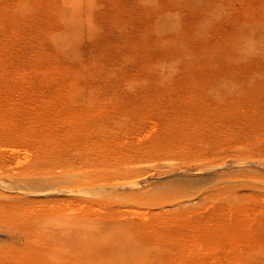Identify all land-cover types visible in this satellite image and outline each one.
<instances>
[{
    "label": "rangeland",
    "instance_id": "rangeland-1",
    "mask_svg": "<svg viewBox=\"0 0 264 264\" xmlns=\"http://www.w3.org/2000/svg\"><path fill=\"white\" fill-rule=\"evenodd\" d=\"M0 264H264V0H0Z\"/></svg>",
    "mask_w": 264,
    "mask_h": 264
},
{
    "label": "bare ground",
    "instance_id": "bare-ground-1",
    "mask_svg": "<svg viewBox=\"0 0 264 264\" xmlns=\"http://www.w3.org/2000/svg\"><path fill=\"white\" fill-rule=\"evenodd\" d=\"M37 2V1H36ZM71 4V3H70ZM263 55V54H262ZM82 62V61H81ZM42 65V64H41ZM63 65V64H62ZM81 66H83V65H81ZM89 67V66H88ZM95 67V66H94ZM81 68V67H80ZM49 69H51L50 67H49ZM54 69V68H53ZM61 69H63V68H61ZM65 69V68H64ZM68 69H69V67H68ZM39 70V69H38ZM59 70V69H58ZM86 70V69H85ZM48 71V70H47ZM54 71V70H53ZM60 71V70H59ZM69 71V70H68ZM80 71V70H79ZM88 71V70H87ZM62 72V71H61ZM70 72V71H69ZM68 72V73H69ZM90 72V71H89ZM79 73H81V72H79ZM88 73V72H87ZM45 75V74H44ZM60 75V74H59ZM76 76H77V74H75ZM83 76V75H82ZM21 77V76H20ZM46 77V76H45ZM53 77H55V76H53ZM92 77V76H91ZM60 78V77H59ZM83 78V77H82ZM78 79V78H77ZM72 80V79H71ZM81 80V79H80ZM83 80V79H82ZM52 81V80H51ZM77 81V80H76ZM84 81V80H83ZM65 82V81H64ZM73 82V81H72ZM79 82V81H78ZM69 84V83H68ZM82 85V84H81ZM63 86V85H62ZM78 86V85H77ZM77 86H75V87H77ZM79 86H80V83H79ZM53 87V86H52ZM68 87H70V88H66V87H64V89H66V90H64V91H61V90H58V91H56L57 93H65V95H68L69 97L70 96H78V89L77 88H75L74 87V84L73 85H71V86H68ZM44 88V87H43ZM81 88H82V86H81ZM77 89V90H76ZM136 166V165H135ZM250 174V173H249ZM43 176V175H42ZM227 180V179H226ZM38 183V182H37ZM35 184V183H34ZM25 185H26V183H25ZM32 185V184H31ZM27 187V186H26ZM30 187H33V186H30ZM37 187V186H36ZM35 187V188H36ZM4 190V189H3ZM34 190V189H33ZM87 190V189H86ZM89 190V189H88ZM109 193V192H108ZM110 194V193H109ZM129 196V195H128ZM152 198V197H151ZM157 200V199H156ZM153 202V201H152Z\"/></svg>",
    "mask_w": 264,
    "mask_h": 264
}]
</instances>
